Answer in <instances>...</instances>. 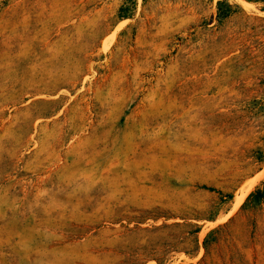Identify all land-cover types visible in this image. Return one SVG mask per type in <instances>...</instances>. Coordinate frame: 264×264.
<instances>
[{"label": "rangeland", "instance_id": "obj_1", "mask_svg": "<svg viewBox=\"0 0 264 264\" xmlns=\"http://www.w3.org/2000/svg\"><path fill=\"white\" fill-rule=\"evenodd\" d=\"M261 152L264 0H0V264H264Z\"/></svg>", "mask_w": 264, "mask_h": 264}, {"label": "trees", "instance_id": "obj_2", "mask_svg": "<svg viewBox=\"0 0 264 264\" xmlns=\"http://www.w3.org/2000/svg\"><path fill=\"white\" fill-rule=\"evenodd\" d=\"M119 17L121 19H125V18H128V14H125L123 13V10H120ZM256 160L261 165H263L264 164V153L261 152L260 156H258ZM205 189L211 192L218 193L224 200L227 198L228 199L232 198L231 195L229 194L225 195L213 187L205 186ZM263 198H264V191L261 189H258L249 195V197L247 198L243 206H246L252 201L260 202ZM202 220L214 221L215 218L214 216H202L201 218L197 219V221H202ZM161 228L162 229L181 228L182 231L178 235L174 236V240L165 247V250H162L161 248H154L152 249V252H150V254L136 253L134 255V259L132 260L133 261L132 264H136V263L145 264L146 262L150 260L155 261L157 264H168L171 258H166L167 254L184 253L187 257L191 259L195 258L198 255V252L200 250L198 234L201 230V227L199 226V224L192 223V222H186L183 225L178 224V223L171 224V225L165 224ZM218 230L219 228L210 231L202 243V246L205 249L207 254L210 253V246L216 243V240H213L212 237L218 232ZM190 264H193V263H190ZM197 264H215V261L211 259L210 262L207 263L206 259H202Z\"/></svg>", "mask_w": 264, "mask_h": 264}]
</instances>
